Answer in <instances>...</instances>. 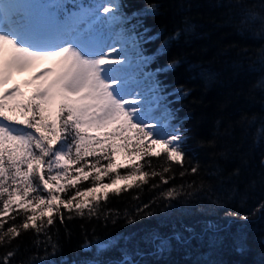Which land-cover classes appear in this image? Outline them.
Wrapping results in <instances>:
<instances>
[{
	"label": "trees",
	"instance_id": "trees-1",
	"mask_svg": "<svg viewBox=\"0 0 264 264\" xmlns=\"http://www.w3.org/2000/svg\"><path fill=\"white\" fill-rule=\"evenodd\" d=\"M63 2L70 9L96 4ZM119 12L145 55L141 66L151 71L170 123L185 138L183 165L163 153L145 156L136 161L141 171L170 168L163 174L168 183L150 175L140 187L110 192L96 216L61 208L63 223L54 213L41 233L21 230L0 244V264L9 251L7 264H122L129 254L136 264H264V0H120ZM107 163L102 159L98 167ZM91 186L90 177L59 196L66 200ZM173 187L181 195L165 199L162 193ZM145 204L151 217L137 215ZM2 218L4 230L24 222L23 215ZM149 232L183 233L189 242L157 253L141 241Z\"/></svg>",
	"mask_w": 264,
	"mask_h": 264
},
{
	"label": "snow or ice",
	"instance_id": "snow-or-ice-1",
	"mask_svg": "<svg viewBox=\"0 0 264 264\" xmlns=\"http://www.w3.org/2000/svg\"><path fill=\"white\" fill-rule=\"evenodd\" d=\"M101 7L103 18L98 15ZM116 11L114 5H99L97 21L110 24L116 20L112 15ZM261 21L264 30V17ZM81 23L89 26L77 31L74 38L50 45L45 36L28 34L21 13L9 16L0 10V244L6 240L10 243L21 230L31 228L41 233L53 224L54 213L63 223L61 208L69 213L75 210L81 217L85 210L89 217L96 216L100 201H107L110 192L118 195L122 189L140 187L150 175L168 183L163 174L170 168L141 171L136 161L145 156L159 157L163 153L168 162L183 165L185 138L175 131L161 136L158 125L146 122L147 110L138 107V101L126 98L132 93L127 82L116 75L122 69L112 67L123 62L110 58L112 53L121 54L107 42L113 37L100 35L94 22ZM178 63L170 64L169 69ZM24 73L29 77L23 85L5 87L17 74ZM122 155L123 163L119 159ZM102 159L108 163L98 167ZM121 168L131 171L121 175ZM197 171L196 167L191 169L192 173ZM110 173L115 174L110 183H99ZM90 177L91 187L77 190L66 200L60 198L59 193ZM121 181L120 187H114ZM41 191L46 195H40ZM162 195L175 200L181 192L173 187ZM149 207L145 204L137 215L151 217L152 212H145ZM19 215L24 216V222L4 230L7 220L2 217L15 220ZM127 222L133 224L135 220ZM141 241L163 253L174 243H188L189 237L149 232ZM243 248L241 243L238 250ZM13 255L9 251L4 264ZM122 264H136L134 256L129 254Z\"/></svg>",
	"mask_w": 264,
	"mask_h": 264
},
{
	"label": "rangeland",
	"instance_id": "rangeland-1",
	"mask_svg": "<svg viewBox=\"0 0 264 264\" xmlns=\"http://www.w3.org/2000/svg\"><path fill=\"white\" fill-rule=\"evenodd\" d=\"M0 0V10H2ZM23 1L19 13H21L25 20L26 29L29 35H43L45 36L50 45L56 43H63L65 40L74 38L77 31H82L89 25L87 23H81L83 20L91 22H97L96 9L101 4H107L108 0H95L94 6L82 4L80 9H70L65 7L63 0H21ZM116 6L117 11L112 13L116 17L115 21H112L105 28L99 29V34L108 37L115 36L118 49L121 54L111 55V59H118L123 62L121 65H113L114 68H120L118 75L122 81H126L129 91L132 95L127 96V99H134L138 101L137 106L142 110H147V123L156 124L161 128V136L166 135L169 132H178V130L170 123L171 113L169 108L163 103L157 92L156 85H153L150 80V71L141 69L140 60L142 56H139L136 51V47L133 46V38L126 33L123 28V21L119 14V0L117 3L111 6ZM18 13V11L16 12ZM15 13V14H16ZM98 15L100 18L104 17L102 7L99 8ZM114 40V41H115ZM109 45L111 40L107 39ZM109 49H106L108 51ZM29 74H17L13 81L6 85V88H12L14 84L23 85V81L28 79ZM26 90V89H25ZM2 91V89H0ZM160 138V137H154ZM120 162H125V157L120 156Z\"/></svg>",
	"mask_w": 264,
	"mask_h": 264
},
{
	"label": "bare ground",
	"instance_id": "bare-ground-1",
	"mask_svg": "<svg viewBox=\"0 0 264 264\" xmlns=\"http://www.w3.org/2000/svg\"><path fill=\"white\" fill-rule=\"evenodd\" d=\"M22 3L23 1L21 0H3L1 1V6H2V10L7 13L9 16H12L14 15L17 11L19 13L20 9H21V6H22ZM117 3V0H111V3H109V0L107 1V4H109V6H111L112 4H115ZM119 30H116L115 31V36L114 38H111L109 40H111L110 44L111 45H114V47L116 49H118V46H117V41L118 40H115V38L117 37L116 36V32H118ZM115 40V41H114ZM119 50V49H118ZM119 52H121L119 50ZM113 54H117V53H113Z\"/></svg>",
	"mask_w": 264,
	"mask_h": 264
}]
</instances>
